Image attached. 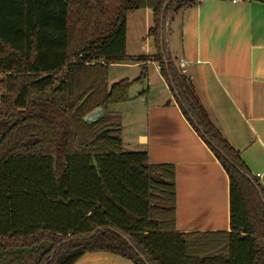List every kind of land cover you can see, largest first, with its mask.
Masks as SVG:
<instances>
[{
    "label": "trees",
    "instance_id": "16d2710c",
    "mask_svg": "<svg viewBox=\"0 0 264 264\" xmlns=\"http://www.w3.org/2000/svg\"><path fill=\"white\" fill-rule=\"evenodd\" d=\"M166 1L0 0V264H73L95 250L144 264L111 229L148 264H264V191L159 46L160 17L200 0ZM138 9L151 12L154 54L126 53V15ZM147 61L228 176L229 230L177 231L174 165L124 150L109 107L129 100ZM134 62L137 78L108 85L110 65Z\"/></svg>",
    "mask_w": 264,
    "mask_h": 264
},
{
    "label": "crops",
    "instance_id": "0c3cea01",
    "mask_svg": "<svg viewBox=\"0 0 264 264\" xmlns=\"http://www.w3.org/2000/svg\"><path fill=\"white\" fill-rule=\"evenodd\" d=\"M174 15L178 47L168 43V54L179 68V60L185 61L182 73L192 80L211 121L264 191V2L200 0ZM159 78L160 93L147 89L122 103L133 113L131 148L145 149L150 162L174 165L177 231L229 230L228 176L183 116L160 72ZM114 112L122 121L121 111ZM73 264L135 263L95 250Z\"/></svg>",
    "mask_w": 264,
    "mask_h": 264
},
{
    "label": "rangeland",
    "instance_id": "374dc122",
    "mask_svg": "<svg viewBox=\"0 0 264 264\" xmlns=\"http://www.w3.org/2000/svg\"><path fill=\"white\" fill-rule=\"evenodd\" d=\"M149 14V15H148ZM175 16V15H174ZM173 13L170 14V22L168 29L167 43L174 44L176 48L178 47V25L177 16L173 19ZM151 13L148 11L147 15L144 9H138L131 11L126 15V53L129 55H140L156 52L155 45L153 43V37L147 34L148 27L152 25ZM145 48L147 50H145ZM139 64V63H138ZM137 63H127L126 66H121L119 64L111 65L108 69V85L119 81L121 79L127 78L132 81L137 78L142 69ZM143 89H150L151 91H156L160 93L163 89V83L159 78V72L156 67L155 62L146 63V73L142 82H133L128 90V95L133 96L139 94ZM142 97H140L141 99ZM143 104V103H141ZM122 103L114 104L109 107L111 111H121L123 120L121 137L123 141L124 150H133L131 145L135 141L136 137L133 133L132 115L129 108ZM136 111V110H135ZM142 123L143 119H139ZM135 132V131H134ZM138 137V141H139Z\"/></svg>",
    "mask_w": 264,
    "mask_h": 264
},
{
    "label": "water",
    "instance_id": "95a60500",
    "mask_svg": "<svg viewBox=\"0 0 264 264\" xmlns=\"http://www.w3.org/2000/svg\"><path fill=\"white\" fill-rule=\"evenodd\" d=\"M169 1L170 0H167L165 2L164 6H163V10L165 8L166 3L169 2ZM172 13L173 12L170 11V12H168L166 14L165 17L163 15L160 17L159 46H160V50H161V52L163 54V61H164L165 64L167 62V57L169 55L168 54V49H167V46H168L167 37H168V29H169V22H170V14H172ZM173 15H174V13H173ZM168 80L171 83L170 76H168ZM172 89L175 92V89H174L173 85H172ZM100 114H102V109L101 108H97L96 110L91 112L86 118H92V117L98 116ZM192 122H193V125L198 129V127H197V125H196V123L194 122L193 119H192ZM198 131H199L200 135L208 142V144L214 148L213 144L208 140V138L205 137L204 133L201 130H199V129H198ZM240 172L249 182H251L256 187L255 182L252 180V178L248 174H245L242 171H240ZM111 230L114 231L120 238H122L127 243V245L139 256V258L141 259V261L144 264H148L146 259L139 253V251L135 248V246L132 244V242L130 241V239L128 237H126L125 235H123L120 232H117V231H115L113 229H111ZM51 257H50V259H51Z\"/></svg>",
    "mask_w": 264,
    "mask_h": 264
},
{
    "label": "built area",
    "instance_id": "2783aa9c",
    "mask_svg": "<svg viewBox=\"0 0 264 264\" xmlns=\"http://www.w3.org/2000/svg\"><path fill=\"white\" fill-rule=\"evenodd\" d=\"M232 1H237V0H232ZM178 64H179V66L181 68V71L183 72V67L185 65V61L183 59H180ZM256 176H259V173H257Z\"/></svg>",
    "mask_w": 264,
    "mask_h": 264
}]
</instances>
